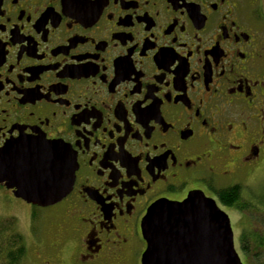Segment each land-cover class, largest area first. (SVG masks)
<instances>
[{
	"label": "flooded vegetation",
	"instance_id": "1",
	"mask_svg": "<svg viewBox=\"0 0 264 264\" xmlns=\"http://www.w3.org/2000/svg\"><path fill=\"white\" fill-rule=\"evenodd\" d=\"M22 138L75 158L53 205L0 181L38 264H140L148 211L191 193L227 215L257 206L245 177L264 156V0H0V152Z\"/></svg>",
	"mask_w": 264,
	"mask_h": 264
},
{
	"label": "water",
	"instance_id": "2",
	"mask_svg": "<svg viewBox=\"0 0 264 264\" xmlns=\"http://www.w3.org/2000/svg\"><path fill=\"white\" fill-rule=\"evenodd\" d=\"M74 168V155L58 141L22 138L0 152V181L16 188V197L41 207L69 193ZM141 228L146 248L140 264H242L227 213L202 193L156 204Z\"/></svg>",
	"mask_w": 264,
	"mask_h": 264
},
{
	"label": "trees",
	"instance_id": "3",
	"mask_svg": "<svg viewBox=\"0 0 264 264\" xmlns=\"http://www.w3.org/2000/svg\"><path fill=\"white\" fill-rule=\"evenodd\" d=\"M238 194L237 189H229L226 194L221 195V198L223 202L230 205L236 201ZM258 205L243 202L239 205V209L241 212H251L252 216L248 218L250 222L255 220L264 223V202L262 209ZM260 210L263 212L261 213ZM248 225L243 227L240 233V250L248 264H264V228L262 231ZM26 245L23 235L18 231L16 220L0 217V264H25Z\"/></svg>",
	"mask_w": 264,
	"mask_h": 264
},
{
	"label": "rangeland",
	"instance_id": "4",
	"mask_svg": "<svg viewBox=\"0 0 264 264\" xmlns=\"http://www.w3.org/2000/svg\"><path fill=\"white\" fill-rule=\"evenodd\" d=\"M245 178H246L245 190L248 192L249 195L252 196V199L255 200L257 204H259L258 207L262 209V203L264 202V156L261 159L260 163L257 165V167L247 172ZM26 213L27 212L25 211V209L21 207V205H19L18 203L8 208L0 206V217L14 218L17 223L18 231L23 235L26 244H28V252L25 259V264H38L33 252V246L29 242V238L27 236V232L25 229V225H27V223H22ZM228 216L230 219V225L233 232L234 247L241 258L242 264H248L247 260L245 259L244 255L240 250V245H239L240 233L243 227L245 228L249 226L248 224H250L252 228L263 231L264 223H260L259 221H255V220H251L250 222L248 219L249 216L250 217L252 216L250 211H248V213L247 211L241 213L228 211ZM42 227L44 228V232H46V234L44 235L45 240L51 242V244L58 243L60 241L59 235L56 233V231L59 229L58 223H43ZM115 264H125V263L122 260H118L117 262H115Z\"/></svg>",
	"mask_w": 264,
	"mask_h": 264
},
{
	"label": "snow or ice",
	"instance_id": "5",
	"mask_svg": "<svg viewBox=\"0 0 264 264\" xmlns=\"http://www.w3.org/2000/svg\"><path fill=\"white\" fill-rule=\"evenodd\" d=\"M2 2H3V0H2ZM209 211H211V209Z\"/></svg>",
	"mask_w": 264,
	"mask_h": 264
}]
</instances>
